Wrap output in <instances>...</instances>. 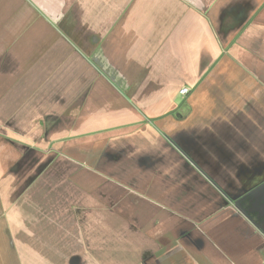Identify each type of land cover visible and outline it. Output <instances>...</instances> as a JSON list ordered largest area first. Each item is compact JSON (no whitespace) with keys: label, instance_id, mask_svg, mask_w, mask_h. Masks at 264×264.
I'll return each instance as SVG.
<instances>
[{"label":"crops","instance_id":"crops-1","mask_svg":"<svg viewBox=\"0 0 264 264\" xmlns=\"http://www.w3.org/2000/svg\"><path fill=\"white\" fill-rule=\"evenodd\" d=\"M0 264H264V0H0Z\"/></svg>","mask_w":264,"mask_h":264},{"label":"built area","instance_id":"built-area-1","mask_svg":"<svg viewBox=\"0 0 264 264\" xmlns=\"http://www.w3.org/2000/svg\"><path fill=\"white\" fill-rule=\"evenodd\" d=\"M188 93H189V89H187V88H183V89L180 91V94L183 95V96L188 95Z\"/></svg>","mask_w":264,"mask_h":264}]
</instances>
